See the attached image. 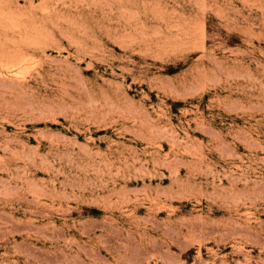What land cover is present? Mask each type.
Wrapping results in <instances>:
<instances>
[{
	"label": "rangeland",
	"instance_id": "obj_1",
	"mask_svg": "<svg viewBox=\"0 0 264 264\" xmlns=\"http://www.w3.org/2000/svg\"><path fill=\"white\" fill-rule=\"evenodd\" d=\"M0 264H264V0H0Z\"/></svg>",
	"mask_w": 264,
	"mask_h": 264
}]
</instances>
